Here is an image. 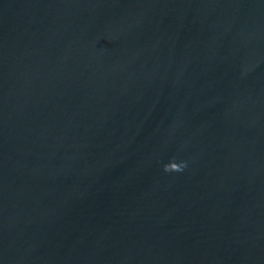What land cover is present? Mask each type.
Masks as SVG:
<instances>
[{
  "label": "water",
  "instance_id": "95a60500",
  "mask_svg": "<svg viewBox=\"0 0 264 264\" xmlns=\"http://www.w3.org/2000/svg\"><path fill=\"white\" fill-rule=\"evenodd\" d=\"M0 264H264V0H0Z\"/></svg>",
  "mask_w": 264,
  "mask_h": 264
},
{
  "label": "clouds",
  "instance_id": "9594fccd",
  "mask_svg": "<svg viewBox=\"0 0 264 264\" xmlns=\"http://www.w3.org/2000/svg\"><path fill=\"white\" fill-rule=\"evenodd\" d=\"M187 166V161H177L173 158L163 165V171L166 173L182 172Z\"/></svg>",
  "mask_w": 264,
  "mask_h": 264
}]
</instances>
